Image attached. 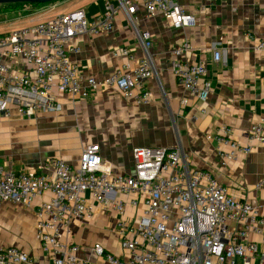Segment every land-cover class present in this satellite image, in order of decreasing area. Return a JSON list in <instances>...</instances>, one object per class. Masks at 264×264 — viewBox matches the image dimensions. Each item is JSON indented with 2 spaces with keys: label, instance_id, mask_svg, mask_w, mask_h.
<instances>
[{
  "label": "built area",
  "instance_id": "1",
  "mask_svg": "<svg viewBox=\"0 0 264 264\" xmlns=\"http://www.w3.org/2000/svg\"><path fill=\"white\" fill-rule=\"evenodd\" d=\"M138 11L148 18L161 17L176 30L194 22L172 0H107L104 14L91 20L83 11H71L0 36V119L12 111L27 119L60 112L54 90L86 99L101 89H115L126 101L148 105L145 82L154 76L148 32L138 37L143 58L131 68L133 57L121 50L127 62L100 80L83 77L69 58L77 51L66 47L79 35L110 33L117 13L132 24ZM253 50L264 52V41H255ZM189 51V44L181 43L173 51L170 69L177 84L204 106L209 85L201 82L208 69L204 63L183 62ZM220 59L215 51L213 62ZM213 139L229 146L231 156L248 154L255 145L264 146V122L250 127L245 147L232 142L224 126ZM99 152L97 144L84 146L77 168L55 159H49L42 172L0 165V202L30 208L49 196L35 206V238L48 264H87L78 257L79 247L68 241L73 223L93 215L85 194L118 216L114 230L129 258L124 261L99 244L92 246L93 255L107 264H248L250 259L264 264V216L227 193L209 172L192 168L181 148H133L131 176H113ZM116 196L128 200L122 203ZM127 206L141 207L133 221L124 218ZM250 236L260 237L261 245ZM0 264H33V258L14 247L0 248Z\"/></svg>",
  "mask_w": 264,
  "mask_h": 264
},
{
  "label": "crops",
  "instance_id": "2",
  "mask_svg": "<svg viewBox=\"0 0 264 264\" xmlns=\"http://www.w3.org/2000/svg\"><path fill=\"white\" fill-rule=\"evenodd\" d=\"M106 2L59 0L42 7L19 6L18 10L7 11L8 23L0 27V36L71 11H83L91 20L104 14ZM172 2L194 18L190 26L176 30L163 18H148L142 11L136 13V21L131 24L126 15L117 13L110 33L79 35L66 44L77 51L69 58L78 72L100 80L127 62L123 49L133 57L130 67H134L144 55L139 34L148 32L153 42L150 52L154 68V76L145 82L151 97L148 105L126 101L115 89H101L86 99L54 90L61 111L36 115L26 139L15 138L9 143L2 137L7 124L17 123L16 112H11L10 121L0 122V165L42 172L40 162L55 159L77 168L82 148L97 144L109 173L131 176L133 148L178 147L192 168L209 172L227 193L247 201L264 216V146L255 145L248 154L231 156L229 146L218 145L213 139L224 126L232 142L245 147L250 127L264 122V52L253 50L255 41H264V0ZM28 7L32 10L25 11ZM183 42L189 44L190 51L182 61L204 63L208 69L201 82L209 85L204 106L177 84L170 69L173 51ZM215 51L221 55L218 63L213 62ZM11 153L34 162H14L9 158ZM83 198L93 215L87 221L74 222L68 239L79 247L78 257L87 264H107L92 253V246L99 244L107 253L127 261L129 255L120 249L114 230L118 216L102 210L90 194ZM116 199L122 203L128 200L124 196ZM42 200H36L30 208L0 202V248H17L30 255L33 264H48L35 238V206ZM140 212L141 207L127 206L124 218L133 221ZM12 225L21 238L6 235L4 230ZM249 240L259 246L262 242L257 236ZM237 264L243 262L238 260ZM248 264L257 262L250 259Z\"/></svg>",
  "mask_w": 264,
  "mask_h": 264
},
{
  "label": "rangeland",
  "instance_id": "3",
  "mask_svg": "<svg viewBox=\"0 0 264 264\" xmlns=\"http://www.w3.org/2000/svg\"><path fill=\"white\" fill-rule=\"evenodd\" d=\"M57 1H59V0H55L54 2H57ZM54 2H52V3H54ZM52 3H50V4H52ZM50 4H46V5H50ZM46 5H42V6H46ZM18 9H19V6L15 7L14 9L13 8L5 9V8L0 7V27H3V26H5V24L7 25V23H8L7 19H9V17H8L9 13L7 11L18 10ZM27 10H32V9L30 7H28L25 11H27ZM16 116H17L16 118H18V120H15L17 123L11 124V125L6 123L7 125L5 127V130H4V132H2V137L4 139H7L9 143L14 142L15 138L26 139V137L30 135L29 134L30 121H33L36 115L32 118H29V119L20 117L17 114H16ZM10 118H11V114L8 117L0 119V122L10 121V120H8ZM3 120H6V121H3ZM21 120H22V122H19ZM17 124H18V126L15 127V125H17ZM9 158L14 160V162L16 161V162H19L22 164L24 163V164H28V165L32 164L34 162V160H30V158H28V159L20 158V157L16 158L13 154L11 156H9ZM36 160L38 161V159H36ZM44 163H45L44 161L40 162L41 169H43V167L45 165ZM4 232L6 233V235H8L9 238H13V239L21 238L20 237L21 234L19 233L18 229L16 227H14V225L10 226L8 228V230H4Z\"/></svg>",
  "mask_w": 264,
  "mask_h": 264
},
{
  "label": "water",
  "instance_id": "4",
  "mask_svg": "<svg viewBox=\"0 0 264 264\" xmlns=\"http://www.w3.org/2000/svg\"><path fill=\"white\" fill-rule=\"evenodd\" d=\"M55 0H0V6L8 5H32V6H42L50 4Z\"/></svg>",
  "mask_w": 264,
  "mask_h": 264
},
{
  "label": "trees",
  "instance_id": "5",
  "mask_svg": "<svg viewBox=\"0 0 264 264\" xmlns=\"http://www.w3.org/2000/svg\"><path fill=\"white\" fill-rule=\"evenodd\" d=\"M13 6L17 7V6H23V5H8V6H0V7L7 9V8H13Z\"/></svg>",
  "mask_w": 264,
  "mask_h": 264
}]
</instances>
